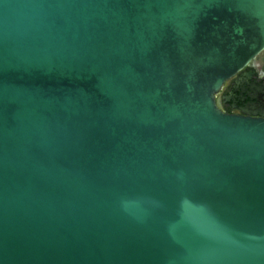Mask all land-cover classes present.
Listing matches in <instances>:
<instances>
[{"label": "water", "instance_id": "95a60500", "mask_svg": "<svg viewBox=\"0 0 264 264\" xmlns=\"http://www.w3.org/2000/svg\"><path fill=\"white\" fill-rule=\"evenodd\" d=\"M262 51L264 0H0V264H264Z\"/></svg>", "mask_w": 264, "mask_h": 264}, {"label": "flooded vegetation", "instance_id": "af4514ba", "mask_svg": "<svg viewBox=\"0 0 264 264\" xmlns=\"http://www.w3.org/2000/svg\"><path fill=\"white\" fill-rule=\"evenodd\" d=\"M216 97L228 113L264 116V51L226 80Z\"/></svg>", "mask_w": 264, "mask_h": 264}]
</instances>
